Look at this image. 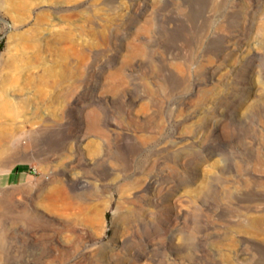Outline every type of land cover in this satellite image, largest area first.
Instances as JSON below:
<instances>
[{
	"label": "rangeland",
	"instance_id": "obj_1",
	"mask_svg": "<svg viewBox=\"0 0 264 264\" xmlns=\"http://www.w3.org/2000/svg\"><path fill=\"white\" fill-rule=\"evenodd\" d=\"M0 140V264H264V0H0Z\"/></svg>",
	"mask_w": 264,
	"mask_h": 264
},
{
	"label": "bare ground",
	"instance_id": "obj_2",
	"mask_svg": "<svg viewBox=\"0 0 264 264\" xmlns=\"http://www.w3.org/2000/svg\"><path fill=\"white\" fill-rule=\"evenodd\" d=\"M189 20V19H188ZM4 135V134H3ZM12 138V137H11ZM3 139V138H2ZM7 140V139H6ZM1 141V140H0ZM11 145V144H10ZM130 155V154H129ZM9 162H6L4 164L8 165ZM17 212V211H16ZM26 227V226H25ZM30 233V232H29ZM23 264V263H22Z\"/></svg>",
	"mask_w": 264,
	"mask_h": 264
}]
</instances>
